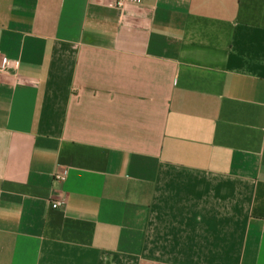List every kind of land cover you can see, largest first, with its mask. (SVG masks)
<instances>
[{"label": "crops", "instance_id": "1", "mask_svg": "<svg viewBox=\"0 0 264 264\" xmlns=\"http://www.w3.org/2000/svg\"><path fill=\"white\" fill-rule=\"evenodd\" d=\"M0 264H264V0H0Z\"/></svg>", "mask_w": 264, "mask_h": 264}, {"label": "built area", "instance_id": "2", "mask_svg": "<svg viewBox=\"0 0 264 264\" xmlns=\"http://www.w3.org/2000/svg\"><path fill=\"white\" fill-rule=\"evenodd\" d=\"M127 3H141V0H115V5L116 7H123L125 4ZM3 65L7 68H12L13 70H16L17 69V63L16 62H13V61H9L7 59H5L3 61ZM70 173V170H67L66 172H63V173H56L54 175V180L56 181H63L67 178V176L69 175ZM64 201H57V202H54L52 204V207L54 209H57V208H60L62 205H63Z\"/></svg>", "mask_w": 264, "mask_h": 264}]
</instances>
